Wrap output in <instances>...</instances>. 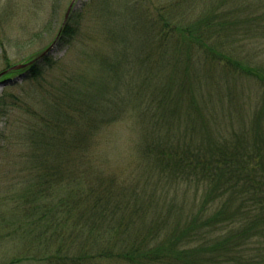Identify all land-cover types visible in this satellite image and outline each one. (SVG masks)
<instances>
[{
  "label": "trees",
  "instance_id": "trees-1",
  "mask_svg": "<svg viewBox=\"0 0 264 264\" xmlns=\"http://www.w3.org/2000/svg\"><path fill=\"white\" fill-rule=\"evenodd\" d=\"M157 1L126 0L151 13L107 22L124 49L95 51L93 72L26 109L24 151L1 134L26 244L0 264H264V49H242L264 44V0ZM45 64L21 71L36 80ZM14 106L0 96L1 115ZM124 122L137 137L130 167H115L104 131Z\"/></svg>",
  "mask_w": 264,
  "mask_h": 264
},
{
  "label": "rangeland",
  "instance_id": "rangeland-1",
  "mask_svg": "<svg viewBox=\"0 0 264 264\" xmlns=\"http://www.w3.org/2000/svg\"><path fill=\"white\" fill-rule=\"evenodd\" d=\"M125 2L126 0H0V73L8 67L33 60L56 42L48 55L50 64H45L38 79L30 80L23 71L10 73L3 78L15 79L12 84L0 86V96H5L15 106L9 114H0V136L2 133L11 136L10 140L14 144H10L15 146L14 150H25L20 136L27 121L28 107L41 108L45 100L70 76L87 69L93 72L98 65L92 58L95 51L113 55V46L110 45L105 29L107 22L116 23L117 28H121L127 21L136 23L132 16H137L138 20L144 14L148 18L151 13L145 3L134 6L133 3L124 5ZM66 16V22L72 19L78 22V31L71 41L61 43L56 39ZM113 48L122 50L124 46L120 43ZM251 48L252 40H249L242 48L243 55L254 61L260 60L264 44L257 50H250ZM214 108L221 112V105H215ZM19 129L20 135L16 141L15 134ZM104 132L110 140L108 149H111L112 159L115 160L110 164L115 167L128 165L132 158L133 140L137 137L131 123H116ZM5 138L6 136L0 137V236L7 238L0 239V259L6 257L8 262L24 254L26 242L25 235H19L14 230L18 224L11 221L12 207L7 198L12 195L8 188L11 184L10 176L15 175L11 166L15 160V151L5 145ZM20 162L23 163L22 159ZM16 175L15 183L21 180V176Z\"/></svg>",
  "mask_w": 264,
  "mask_h": 264
},
{
  "label": "water",
  "instance_id": "water-1",
  "mask_svg": "<svg viewBox=\"0 0 264 264\" xmlns=\"http://www.w3.org/2000/svg\"><path fill=\"white\" fill-rule=\"evenodd\" d=\"M72 7V6H71ZM71 7L69 8V11L71 9ZM68 11V13H69ZM68 15V14H67ZM67 21V16L65 18V22L66 23ZM58 39H56L57 41ZM55 43L54 42L49 48H47L44 52H42L40 55H38L36 58H34L33 60L27 62V63H24V64H19V65H16V66H13L3 72L0 73V86H5L9 83H14L15 79H12V78H6V79H3L4 77H6L8 74L12 73V72H15V71H21V70H25L27 69L28 67H30L31 65H33L34 63L36 62H42L44 57H48V55L51 53V51L53 50L54 46H55ZM24 73V72H23ZM26 73V72H25ZM24 73V74H25ZM27 74V73H26ZM25 74V75H26Z\"/></svg>",
  "mask_w": 264,
  "mask_h": 264
}]
</instances>
